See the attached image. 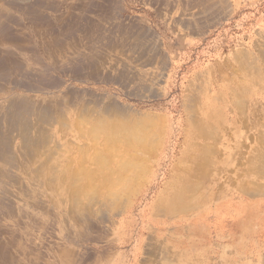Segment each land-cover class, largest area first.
<instances>
[{
  "label": "rangeland",
  "instance_id": "obj_1",
  "mask_svg": "<svg viewBox=\"0 0 264 264\" xmlns=\"http://www.w3.org/2000/svg\"><path fill=\"white\" fill-rule=\"evenodd\" d=\"M15 1L0 0V11L13 16L0 13L1 29L9 24L27 35L17 41L0 29V264H264V95L253 98L254 122L246 115L239 123L232 105L235 91L264 84L249 82L252 68L229 61L248 50L264 74V44H257L264 0ZM209 70L213 92L206 93L205 80L195 79ZM116 103L158 118V141L143 153L118 144L104 170L96 154H107L105 139L89 130ZM28 106L53 119L33 118L51 137L53 152L43 157L29 145L16 149L26 128L16 111ZM62 117L71 130H61ZM191 117L209 124L212 136L196 138ZM192 143L207 148L200 155ZM194 153L196 176L187 170ZM134 154L141 169L126 167ZM47 159L79 179L93 175L79 183L98 195L90 211L72 204V191L52 189V169L36 174ZM184 169L194 189L180 206L172 193L178 176L185 184Z\"/></svg>",
  "mask_w": 264,
  "mask_h": 264
},
{
  "label": "bare ground",
  "instance_id": "obj_2",
  "mask_svg": "<svg viewBox=\"0 0 264 264\" xmlns=\"http://www.w3.org/2000/svg\"><path fill=\"white\" fill-rule=\"evenodd\" d=\"M8 1H14V0H8ZM17 1V0H16ZM15 1V2H16ZM36 1V0H34ZM26 2V1H25ZM25 2H22V3H25ZM28 2V1H27ZM43 2V1H42ZM42 2L40 3V5L42 6ZM14 3V2H13ZM29 3V2H28ZM33 4V3H31ZM35 4V3H34ZM48 3H45L44 5H46ZM57 4V3H55ZM29 5V4H28ZM38 4V6H40ZM49 5V4H48ZM37 6V7H38ZM22 7V6H21ZM29 7V6H28ZM53 7V6H52ZM50 7V8H52ZM42 8V7H41ZM32 9V8H30ZM29 9V12L32 10ZM43 10H45L44 8H42ZM54 9V8H53ZM37 11V9L33 10V13ZM17 12V11H16ZM39 12V11H37ZM1 15L4 16L7 20L11 17H13L10 13L9 14H6L4 11H0ZM32 13V14H33ZM27 14V13H26ZM25 14V15H26ZM70 14V13H69ZM35 15H38L37 13ZM0 16V20L2 19ZM34 16V15H33ZM44 16V15H43ZM76 16V15H75ZM15 17V16H14ZM45 17H48V16H45ZM78 17V16H77ZM42 19V17H39ZM5 19V20H6ZM45 19V18H44ZM47 19V18H46ZM49 19V17H48ZM47 19V20H48ZM14 20H16L14 18ZM47 20H45L47 22ZM39 21H41L39 19ZM38 21V22H39ZM2 24H3V21H1ZM20 22V21H19ZM17 22V23H19ZM11 23V22H10ZM29 23V22H28ZM61 23V22H60ZM13 24V23H12ZM1 25V24H0ZM53 25V24H52ZM60 25V24H58ZM2 26V25H1ZM4 26V25H3ZM51 27L53 26H50V29H52ZM87 27V26H86ZM5 28V29H4ZM1 29V27H0ZM3 30H5V32L7 33V35L11 36V35H15L16 37H14L15 39H17V41L22 38L23 36L26 37V33H23L21 36H17V31L12 27L10 26L9 24L6 25V27L4 26L2 28ZM1 29V30H2ZM42 29V28H41ZM0 30V31H1ZM2 30V31H3ZM54 30V29H53ZM40 31V30H39ZM4 32V31H3ZM2 32V33H3ZM1 34V33H0ZM258 35H261L260 33H258ZM67 36V35H66ZM2 39V37H0ZM63 38H66L65 36ZM31 40V39H30ZM55 40V39H54ZM15 42V40H12V42ZM24 41V40H22ZM1 42V41H0ZM9 42V41H8ZM13 42V44H14ZM61 42V40H60ZM111 42V41H110ZM113 42V41H112ZM5 43V42H4ZM10 43V42H9ZM18 42H16L17 44ZM56 43V41H55ZM58 44V43H57ZM257 44H264V35H262L259 39H258V42ZM4 45V44H2ZM16 46V45H15ZM258 47V46H257ZM18 48V47H17ZM35 49V48H34ZM46 51V50H45ZM42 53V52H41ZM46 53V52H45ZM13 54V53H12ZM6 58V57H5ZM10 59V58H9ZM40 60V58H39ZM8 61V60H7ZM230 63L234 64V65H237L240 69L239 70H244L246 71V73H248V69L250 70L252 68V71L251 74H254L255 72V76H252V79L249 80V82L251 81V83H254V84H257V85H260V84H264V74H262V70L259 69V67L257 65H255V62L253 61V58H252V54L250 51L248 50H238L236 51L235 53H233V56L231 57V59H229ZM16 63V62H15ZM14 64V63H13ZM12 64V65H13ZM18 64V63H17ZM18 65H21V64H18ZM4 66V65H3ZM2 66V67H3ZM16 66V65H15ZM22 67V66H21ZM21 67H14V68H21ZM6 68V66H5ZM13 68V69H14ZM7 69V68H6ZM6 69L4 72H6ZM22 69V68H21ZM9 70V69H7ZM15 70V69H14ZM3 71V69H2ZM1 72V71H0ZM3 72V73H4ZM13 72V71H12ZM17 72V71H16ZM15 72V73H16ZM213 71L212 70H209V72L205 75H199L196 77L195 81L198 82L200 80V82H203L205 80V84H206V93L207 91H212L211 90V84L210 83H207L206 79L207 78H211L212 77V73ZM7 73V72H6ZM19 73V72H18ZM8 74V73H7ZM20 74V73H19ZM1 75V74H0ZM3 76V75H1ZM0 76V77H1ZM5 76V75H4ZM9 77V76H8ZM3 77H1L2 79ZM44 79V78H43ZM3 80V79H2ZM7 80V79H6ZM8 81V80H7ZM258 81V82H257ZM4 82V80H3ZM46 82V81H45ZM5 83V82H4ZM125 83V82H124ZM3 85V84H0V86ZM47 87V86H46ZM208 87V88H207ZM222 90V89H221ZM240 91H235L233 93V99H232V105H233V109H237V110H240L241 114L240 116L237 117V121L241 122V124H243V117L248 115V119L251 120V122H254L255 119L257 118V115H258V111L257 109H253L254 107V102H253V98H254V101L257 97H262L264 95V89H260L258 91H256L255 89H251L250 87L249 88H240L239 89ZM213 92V91H212ZM220 92V91H219ZM218 93H214L213 96L219 94ZM197 95V93H196ZM191 96H195L194 94H192ZM188 98L187 102L190 101L189 104L193 103H197V97H191ZM10 102V101H9ZM12 102V101H11ZM91 102V101H90ZM20 102H18L19 104ZM89 103V102H88ZM85 106V105H84ZM7 107V106H6ZM17 107V106H16ZM191 108H195V105H190ZM9 109V108H8ZM7 109V110H8ZM47 109V108H46ZM51 110V109H50ZM104 110V114L103 116L105 117H99L100 115H97V118H95L94 122H95V125H93L91 128H90V132L89 133L91 136H93L92 138L95 139V138H98L100 135H103L102 137L105 139V145H106V148L104 146V150L105 153L107 154H104L99 152L96 154V161H97V165L98 167L100 166L101 169H104V170H107L108 169V162H109V157H110V152L112 154V149H116L117 145L120 144V143H123L125 144L126 148L127 149H131V150H134L136 152H140V153H143V151H146V150H155L156 149V143L158 141V128H157V123H156V120L158 118H155L153 116H149V115H143V114H135V115H132L130 114L129 110L126 108V107H122V106H119V104H114L112 106H104V108L102 109ZM250 111V115L247 114V112ZM18 114H17V117H20L21 118V121L24 120L26 121V124H24V126L28 129L25 128L24 131L25 132H28L29 134H24L25 132H21L23 135H19L20 136V139H21V142H20V145L17 146L16 149H19V152L22 153L23 149L25 148H28L27 146H32V150L33 152L41 155V157H43L45 154H50L51 152H53V150H50L48 149L49 148V145L51 143H49L48 140H50L51 137L48 136L49 139H47V136L46 138L43 137V134H46V133H43V134H40V125H37L36 122H38L39 120H41L42 118H45V120L47 119L48 122L50 123L52 120L51 119V116L48 117L47 114L46 115H42V114H38L34 108L32 107H24L22 109V111H16ZM37 113V114H36ZM83 113V112H82ZM36 116V122L33 121V118ZM48 117V118H47ZM2 118V117H1ZM10 118V117H9ZM5 119V118H4ZM3 119V120H4ZM79 119V118H78ZM10 120V119H9ZM9 120H8V123H9ZM19 120V118L17 119ZM14 123L17 124L18 122ZM11 121V120H10ZM59 121V119H58ZM2 123V120L0 121ZM4 122V121H3ZM40 122V121H39ZM191 122L193 123L192 124V128L194 129L195 128V131H196V138L200 139H206V138H209L210 137V134H211V127L209 124L207 125H203V124H199L197 121H193V117H191ZM239 122V123H240ZM0 123V125H1ZM22 123V122H21ZM256 123V122H255ZM56 124V121L55 123ZM80 124V123H79ZM13 125V124H12ZM23 125V124H22ZM53 125V123H52ZM60 125V128L61 130L63 129H66V130H71L72 129V124H71V121L69 118L65 117V119H63L62 117V120H61V123L59 124ZM2 126V125H1ZM9 126V125H8ZM51 126V125H50ZM80 126V125H79ZM21 128V127H20ZM78 128V127H77ZM193 129L190 128V130L188 131V133L191 135V137L193 135L192 131ZM17 129H14L13 131H15ZM21 130V129H20ZM79 130V129H78ZM13 131L10 132L13 134ZM44 132V131H43ZM192 133V134H191ZM264 133V132H263ZM150 134L153 135V137L150 139ZM39 135V136H38ZM17 136V135H16ZM38 136V137H37ZM212 136V134H211ZM150 139V141H149ZM201 140V139H200ZM51 142V141H50ZM96 140H94L93 144H95ZM0 143H1V140H0ZM3 143V141H2ZM1 143V144H2ZM98 144V142H96ZM8 143H6V145L4 146H7ZM53 146H54V149H61L63 147V145L57 143V142H53ZM98 146V145H96ZM192 146H196V151L199 150V154L201 155V151L202 149H206L207 146L205 145H196L195 143L193 144L192 143ZM7 147L4 149H6L7 151ZM48 147V148H47ZM94 148V147H93ZM110 148V149H108ZM200 148V149H199ZM2 151V150H0ZM29 151V150H27ZM108 151V152H107ZM3 152V151H2ZM88 152V151H87ZM30 153V152H29ZM197 153V152H195ZM194 153V155H195ZM83 154V153H82ZM199 154L198 155H193V158L192 160L194 161V163L191 165L190 168H187V170H190L192 169L195 176H196V173L198 174V170L201 169L200 168V164H199V161H200V158H199ZM32 158H33V155H32ZM32 158H30L32 160ZM196 161H195V159ZM0 159L2 160V158L0 157ZM51 159V158H50ZM50 159H47L45 161L42 160L41 162V165L36 168V174L38 175H41L42 171L44 172V170H48V169H52V173L49 171V173L51 174V176L48 178V184L52 187L53 190H55V192L57 191H60V188H65V191L68 190V191H72L74 194H75V201L73 202L72 201V204L74 203L75 204V207L79 210V211H82V212H88L91 210V208L93 207V203L97 201V197L98 195L96 193H93V194H85V191H84V185L82 184H79L81 181L80 180H83L82 183L86 184L88 182H91L92 181V178H93V175L90 174L89 172H86L85 170V173H83L82 175H80V179H79V176L75 173H67L65 171H63L61 169V167H57V168H52L50 166H48L49 162H50ZM0 160V161H1ZM82 160V159H81ZM130 160V161H129ZM129 160L127 159V163H132V164H129L127 165L126 167H135V166H138V165H141L139 167V169L142 168V164H143V158L140 159L138 157L137 154H134V155H130L129 156ZM7 162V161H6ZM196 162V164H195ZM122 167V165H121ZM125 167V166H124ZM121 168V170L125 169V168ZM202 167V166H201ZM82 168V167H81ZM131 169V168H130ZM135 170L138 169L137 168H134ZM264 170V169H263ZM83 171V170H82ZM89 171V170H88ZM136 171H139V170H136ZM107 172V171H106ZM207 172V171H206ZM263 175H264V172H261ZM112 174V173H110ZM138 175V173H136V176ZM180 175V174H179ZM188 175V172H186V169L183 170V174L181 175V177L183 178L185 184L183 185L180 181V176H178L177 180H175V183L177 184L176 188L174 189L173 193H172V196L176 199V201H178L176 203V205L180 204V206H184L185 202V194L188 190L191 189V187L193 188V186H191V184H193V180L190 182V181H187L185 179V176ZM92 176V177H91ZM180 181V184H178ZM187 183V184H186ZM181 184L183 186H181ZM91 185V184H90ZM87 186V185H86ZM124 188H125V192L127 191H130V183H127V181H125L124 183ZM194 186H197V185H194ZM90 187V186H89ZM194 189V188H193ZM109 190V189H108ZM62 191V190H61ZM244 191V190H243ZM113 192V191H111ZM247 192V191H246ZM110 194V193H108ZM113 195V194H112ZM118 194H115L114 192V195L115 197H117ZM89 196V197H88ZM87 198V201L88 202H84L83 201V198ZM74 200V199H72ZM118 203H115L114 205H118ZM173 204V203H172ZM81 213V212H80ZM91 213V212H90Z\"/></svg>",
  "mask_w": 264,
  "mask_h": 264
}]
</instances>
